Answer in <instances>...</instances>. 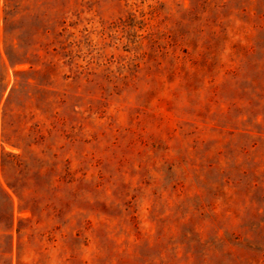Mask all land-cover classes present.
<instances>
[{
    "label": "rangeland",
    "instance_id": "rangeland-1",
    "mask_svg": "<svg viewBox=\"0 0 264 264\" xmlns=\"http://www.w3.org/2000/svg\"><path fill=\"white\" fill-rule=\"evenodd\" d=\"M0 264H264V0H0Z\"/></svg>",
    "mask_w": 264,
    "mask_h": 264
}]
</instances>
